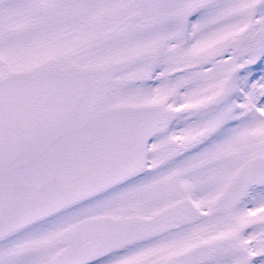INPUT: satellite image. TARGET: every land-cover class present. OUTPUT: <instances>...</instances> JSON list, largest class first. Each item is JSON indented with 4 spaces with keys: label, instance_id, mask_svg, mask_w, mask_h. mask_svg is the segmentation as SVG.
<instances>
[{
    "label": "snow or ice",
    "instance_id": "obj_1",
    "mask_svg": "<svg viewBox=\"0 0 264 264\" xmlns=\"http://www.w3.org/2000/svg\"><path fill=\"white\" fill-rule=\"evenodd\" d=\"M0 264H264V0H0Z\"/></svg>",
    "mask_w": 264,
    "mask_h": 264
}]
</instances>
